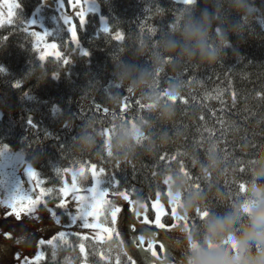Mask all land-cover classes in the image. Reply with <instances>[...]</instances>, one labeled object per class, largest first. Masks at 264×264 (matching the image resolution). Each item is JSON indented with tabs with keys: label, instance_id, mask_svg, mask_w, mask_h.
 Wrapping results in <instances>:
<instances>
[{
	"label": "trees",
	"instance_id": "trees-1",
	"mask_svg": "<svg viewBox=\"0 0 264 264\" xmlns=\"http://www.w3.org/2000/svg\"><path fill=\"white\" fill-rule=\"evenodd\" d=\"M16 2L20 7L13 21L0 26V67L5 69L0 72V144L22 152L45 186L53 189L45 200L55 207L53 211L61 216L62 223L67 220H62L66 209L58 206L59 188L67 168L95 164L105 170L106 185L111 190L125 191L129 198L147 204L158 196L168 209L165 185L170 172L186 170L194 186L198 184L208 191L210 185L200 176L193 157L204 161L205 150L210 146L217 145L225 173L216 187L228 192L234 178L245 177L247 163L258 146L264 144V0H254L255 19L245 35L230 36L233 48L226 50L223 63L184 67L185 89L176 101L175 120L164 126L170 137L167 145L160 146L157 141L153 153L141 149L128 161H115L106 154L102 159L93 155L77 158L72 151L74 137L85 119H110L111 109L104 111L109 106L103 90L111 86L112 61L117 56L130 58L134 46L149 34L150 28L166 29L177 9L183 6L181 0H97L109 32L99 29L100 15L88 13L83 28L77 26L80 45L89 53L84 56L72 43L66 27L61 26L55 42L62 57L69 59L67 65L55 56L41 62L33 36L25 29L41 0ZM159 7L164 8L162 14L157 12ZM194 8L197 15L204 8L211 11L212 0H196ZM229 19L235 21L239 17L230 13ZM116 32L123 35L122 41L114 38ZM234 52L241 57L235 58ZM140 62L146 60L141 58ZM41 63L47 76L38 83L27 73ZM18 80L21 86L17 88ZM168 80L169 76H165L161 87ZM121 97L117 113L130 119L141 111L137 96L121 90ZM124 97H128L127 107ZM54 107L59 109L58 113L53 112ZM29 118L36 127L28 124ZM159 130L157 126V133ZM57 168L61 171L57 172ZM112 178L119 181L116 186L108 182ZM163 220L171 223L173 219L168 213ZM110 222L108 216L107 223ZM81 243L85 245L83 253ZM41 252L42 257L30 264H117V257L119 264H128L115 237L98 240L69 235L55 245L44 243Z\"/></svg>",
	"mask_w": 264,
	"mask_h": 264
},
{
	"label": "clouds",
	"instance_id": "clouds-1",
	"mask_svg": "<svg viewBox=\"0 0 264 264\" xmlns=\"http://www.w3.org/2000/svg\"><path fill=\"white\" fill-rule=\"evenodd\" d=\"M195 3H182L166 29L153 27L141 37L130 58H114L111 86L103 90L110 119L92 116L80 124L72 148L77 158L93 155L102 159L106 154L115 161H128L141 149L153 153L157 141L167 145L170 137L164 126L175 120L176 101L185 89L184 67L223 63L226 50L233 48L230 36L242 38L257 11L254 0H212V10L204 8L197 15ZM157 12L162 14L164 8ZM230 13L239 19L230 20ZM141 58L146 62L141 63ZM27 75L39 83L47 71L38 65ZM165 76L169 80L161 87ZM121 90L138 97L141 111L130 119L116 112L122 102ZM67 121L71 126V119ZM193 159L210 185L208 191L194 186L178 170L168 173L166 185L177 216L189 225L179 234L182 248L187 250L181 264H264V144L247 163L245 177L234 178L228 192L216 187L225 174L217 145L205 150L204 161ZM76 179L86 183L87 172Z\"/></svg>",
	"mask_w": 264,
	"mask_h": 264
},
{
	"label": "rangeland",
	"instance_id": "rangeland-1",
	"mask_svg": "<svg viewBox=\"0 0 264 264\" xmlns=\"http://www.w3.org/2000/svg\"><path fill=\"white\" fill-rule=\"evenodd\" d=\"M63 3H64V8L59 9L57 7L56 0H41L40 4L31 14L29 20L37 18L39 24L42 25V27L40 25L32 26L26 23L24 25L26 31L30 32L31 34L33 32H40L41 34H43L45 29L54 32L57 31L63 25L68 30V28L71 25L64 24L63 18L61 16V13H64L69 17H71V24H74L76 26V32H77V26L80 25V20L79 17L76 15V13L80 11L81 7H85V5L83 4V0H81L80 5L77 7H73V4L76 3V0H71V3L70 0H63ZM9 4H17V2L16 0H0V26L3 24H9L13 21L17 8L13 9V15L9 16L8 15ZM96 4L98 6L97 11L88 12V13H96L100 15L99 29L102 30L103 24L101 22V17L104 18V22H106L107 20L104 16L100 14L99 4L97 0H96ZM88 13H86L85 19ZM106 24L107 27L109 28L108 22H106ZM50 37L51 36L46 37L43 42H38L36 40V37L33 36L34 39L33 46L36 49L38 56H40V53L44 51L43 43L54 42V40L51 39ZM70 38H71V34H70ZM81 48L84 49L80 45L79 50ZM55 51H59L58 47L56 50L52 51V53L48 56H55ZM0 116H1V110H0ZM91 165L93 164H90L89 166H84L88 175V180L86 183L80 185L82 189L91 187L93 184V178L91 172L88 171ZM28 166H31L32 169L37 173V177L35 179L29 178L26 171ZM78 169L79 168H67L68 171H63L62 185L60 186V188L63 187L65 184L71 186L72 172ZM96 170L97 172H99V168L97 166H96ZM101 178L103 179L104 183H102L100 187L101 188L107 187L109 189V195L107 199L116 200L117 204L124 210V212L127 213V221L130 223L138 224L139 220H142L145 215L148 216L149 220L154 222L156 217V209L153 207V205L156 204L157 202L159 203L162 212L161 223L165 224V229L156 228L154 223L152 225L144 226V228L145 229L150 228L151 230L157 232L159 234L157 236L158 240L162 241L165 235L168 236L166 237L165 241H163L164 252L160 251L158 244L155 246L156 251L161 256V259L166 258L170 262V264H181V261L183 260L187 251L186 249L182 248V241L179 239V234L181 230L180 225L184 224L185 221H180L179 223H177L176 217L173 216L172 214V209L175 206L172 204L171 197L167 191V186H166L168 179L170 177L168 176L166 178V185H165L166 194H167L166 196H168L169 198V209L165 206V204L158 196L157 198L152 200L150 204L140 201L143 207H140L139 205L129 204L128 201H124L122 197L117 198L112 196L113 190H111L109 186L106 185L104 173ZM37 181L41 182L39 187H36ZM116 185L117 184H115L114 186ZM18 186L19 189L17 192ZM40 187L45 189L50 188L45 186L44 180L40 177L38 171L35 168H33V166L29 164V162L25 160L23 153L20 151L11 150L9 146H7L6 144H0V202L7 201L10 198V196L13 194L30 195L32 196L33 199H35V197L39 195ZM49 194L43 197L44 201H46L45 199ZM81 194H87V193L82 191ZM61 199H64L66 201V208H65L66 211H64L66 215L64 216V218H62V220L64 221L67 220L65 221L67 223H62L60 221V224L55 223L53 216L48 210L49 208L53 210L55 209V207H53V205H49L48 203L47 206H45L44 203L38 204L36 208V212L32 215H25L24 212H21L20 220L16 219L15 214H10L12 212L11 208L7 207L4 203H0V264H30L38 261L36 257L39 253H42L41 244L39 243V241L43 239L45 243L48 244L47 240L52 239L54 245L57 244V242H64V240L62 241L59 239L60 232L65 233V240L69 235L92 237L94 239L101 240L98 238L97 235L98 233L104 236L105 239H108L107 238L108 234L101 232L100 229L83 228L82 227L83 221L81 220H77L76 223L73 224L71 220V216L77 214V201L72 199L71 193L66 197L61 196ZM129 199L131 201H136L131 198ZM18 206L26 207V203L19 204ZM134 208L141 213L139 217H136L133 211ZM150 210L153 211V213L151 212L152 215L150 214ZM168 213L170 217H172L173 219L171 223H166L163 220L165 215H167ZM56 216L61 218V216L58 214H56ZM89 222H92L91 217H89ZM100 222L101 223L104 222L103 216L100 217ZM172 225H176V227H172ZM107 226H110V224L107 223ZM21 228H24L26 230L21 231L20 230ZM117 230L121 232L122 238L124 239L125 243L128 244L130 242L131 233L130 230L127 228V224H121L118 220ZM33 236L35 237V239L33 238ZM113 237L115 236L113 235ZM140 255L141 258L144 255H149L150 257V254L147 253H141ZM82 264H87V263H82ZM140 264H144L142 259Z\"/></svg>",
	"mask_w": 264,
	"mask_h": 264
},
{
	"label": "snow or ice",
	"instance_id": "snow-or-ice-1",
	"mask_svg": "<svg viewBox=\"0 0 264 264\" xmlns=\"http://www.w3.org/2000/svg\"><path fill=\"white\" fill-rule=\"evenodd\" d=\"M182 3L185 4H190L192 3V0H181ZM71 3V0H70ZM81 3V0H76V3L73 4V7L79 6ZM57 7L59 9L64 8V3L63 0H56ZM83 4L85 7H81L80 11L76 13V15L79 17L80 20V27L83 28L84 24L86 23L85 15L88 12H96L97 11V4L96 0H83ZM20 5L18 4H9L8 6V15L12 16L13 15V9L19 8ZM35 16V14H34ZM61 16L63 18V22L66 25H71L68 28V32L71 34V41L74 43L77 48L80 46V41L77 37V32H76V26L74 24H71V17L68 15L61 13ZM23 23L24 21L21 20ZM101 22L103 24L102 31L107 33L109 32V28L107 27L106 22H104V18L101 17ZM28 25H40L38 22V19H30L26 22ZM42 27V25H40ZM153 29L150 28L149 31H152ZM33 36L36 37V40L38 42H43L46 37L48 36H53L54 42L52 43H43V49L44 51L40 53L39 59L41 62L45 60V58L52 53V51L56 50L58 47V44L55 42V40L59 37V31H48L45 29L43 34L40 32H33ZM117 41H122L124 39L123 35L120 32L115 33L114 37ZM80 52L84 56H88V51L85 49H80ZM55 56L58 59H63L64 64H69L70 61L66 57H62L61 53L59 51H55ZM43 65V63L39 64ZM44 66V65H43ZM5 69L3 67H0V72H4ZM21 86V81H17L15 84V87H20ZM27 95V93L25 94ZM125 101V107H127V101L128 97L123 98ZM137 104H139V101H136ZM97 108H99V105H97ZM106 112L107 109H104ZM54 113H58L59 109L58 108H53ZM28 124L32 127H36V125L32 122V119L29 118ZM68 124H65V127H67ZM106 134V133H105ZM163 159V157H161ZM182 170L183 165L181 166ZM27 174L30 179H35L37 177V173L32 169L31 166H28L27 169ZM57 172H60L61 169L57 168ZM64 171H68L67 169H64ZM88 171L91 172L92 178H93V184L91 187H88L86 189H82L80 187L81 184L77 182L75 179L77 174H83L86 172V169L83 165L79 167L78 170H75L72 172V183L71 186H68L65 184L63 187L59 189V194L62 197L68 196L70 193L72 195V199L77 201V214L71 216L72 223L75 224L77 220L83 221L82 227L87 228V229H100L101 232L107 233L108 234V239H112L113 235L115 236V240L119 241V246L121 247L123 251V255L127 257V262L128 264H140L141 259L143 260L144 264H168V260L166 258L161 259V256L158 254L156 251V245H159L160 251L164 252V243L166 237L164 236L162 241L157 239V236L159 235L157 232L151 230L150 228L145 229L144 226L147 225H152L154 223L155 227L158 229H165V224L161 223V208L159 206V203L157 202L156 204L153 205V207L156 209V217L155 221L149 220L148 216L145 215L142 220H139L138 224L137 223H130L127 221V213L124 212V210L117 204L116 200H109L107 199L109 195V189L107 187L101 188L100 185L104 183L103 179L101 178L104 169L100 168L99 172L96 170V165L93 164L90 166ZM243 171V169H241ZM185 174L189 175V173L185 170ZM109 183L113 184H118L119 181H116L114 178H112ZM40 181H37L36 187L40 186ZM199 187V185H196ZM19 186L17 187V192H18ZM86 192L87 194H81V192ZM53 189L52 188H42L40 187L39 195L35 197V199L32 198L30 195H19V194H13L10 196V198L7 201H3L0 203H4L7 207L11 208L12 212L10 214H15V217L17 220L21 219V212H24L25 215H32L36 212V208L38 204L44 203L45 206H47V202L44 201L43 197L49 193H52ZM112 196L114 197H122L124 201H128L129 204H134V205H139L140 207H143V205L140 203L139 200L136 201H131L129 199V194L126 193L125 191H113ZM26 207H19V204H25ZM61 208H66V201L64 199L60 200V203L58 205ZM51 215L53 216L55 223L60 224V218L56 216L55 212L49 208L48 209ZM136 217H139L141 213L137 209H133ZM172 214L173 216L176 217L177 223L180 221H184L182 218L178 217L176 214V209L173 207L172 209ZM207 213H201L200 215H206ZM110 215L111 217V222L110 226H107V221H108V216ZM104 217V222H100V217ZM89 217L92 218V222H89ZM118 220L121 224H127V228L130 230L131 233V238L130 242L128 244L125 243L124 239L121 236V232L117 230V224ZM172 227H176V225H172ZM181 229H187L189 227L188 223L185 221L184 224L180 225ZM21 231L26 230L24 228L20 229ZM139 233V234H137ZM98 238L101 240H104L105 237L100 235L99 233L97 234ZM35 239V237L33 236ZM59 239L60 240H65V233L60 232L59 233ZM66 242V241H65ZM41 245L45 243L43 239L39 241ZM47 243L49 245L53 244V240L49 239L47 240ZM146 245V247H145ZM85 250V245L83 243L80 244V251L83 253ZM141 253H147L149 255H144L141 258ZM19 255V254H17ZM43 255V253H39L36 257L37 260L40 259V257ZM117 264H119V257H117Z\"/></svg>",
	"mask_w": 264,
	"mask_h": 264
}]
</instances>
